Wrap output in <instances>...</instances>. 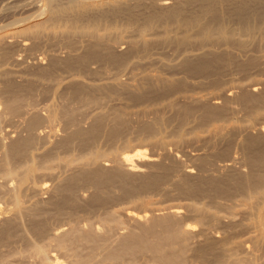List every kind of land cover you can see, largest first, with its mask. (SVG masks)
Segmentation results:
<instances>
[{
	"label": "rangeland",
	"instance_id": "obj_1",
	"mask_svg": "<svg viewBox=\"0 0 264 264\" xmlns=\"http://www.w3.org/2000/svg\"><path fill=\"white\" fill-rule=\"evenodd\" d=\"M31 1L0 0V25L48 17L50 5ZM209 1L120 0L0 43V264H165L163 252L184 264H264V183H234L252 170L264 177V160L252 167L245 149L264 137V103L242 100L264 99V0ZM172 8L180 18L146 26ZM203 24L213 25L208 35ZM211 105L217 116L205 115ZM18 140L28 143L13 157ZM96 169L124 181L97 187L87 178ZM148 225L160 254L120 250ZM166 231L173 243L158 239Z\"/></svg>",
	"mask_w": 264,
	"mask_h": 264
},
{
	"label": "bare ground",
	"instance_id": "obj_2",
	"mask_svg": "<svg viewBox=\"0 0 264 264\" xmlns=\"http://www.w3.org/2000/svg\"><path fill=\"white\" fill-rule=\"evenodd\" d=\"M14 3L13 4H15V3H17L18 2V0H12ZM114 1V2H113ZM113 1H110V0H65V3H62L61 4V0H43V4L45 5V4H47V5H50V12H49V15H48V17H44V16H41V13H37V12H35V13H33V14H30L29 16H26V17H24V18H20V19H17V20H15L14 22H12V23H9V24H7V25H0V43H6V42H8L9 40V38H13V37H16V36H19L20 34H23L24 35V33H27L28 32V34H31V35H38L40 32H42V30H44V28H45V23H47V21H49V20H53V19H56V18H58L59 16H60V14H67V13H71V12H76L77 13V15H79V14H81V13H83V12H86V10H89V9H92V8H98V7H103V6H105L106 4H115V3H117V2H120V0H113ZM185 1V0H184ZM190 1H193V0H190ZM204 1V0H203ZM209 1V0H208ZM211 2L212 1H214V0H210ZM209 1V5H211L212 3ZM216 1V0H215ZM224 1V0H223ZM223 1H222V3H223ZM227 2H228V0H226ZM226 1H224V2H226ZM29 2V1H28ZM221 2V1H220ZM231 2V1H230ZM12 3V2H11ZM214 3V2H213ZM235 3V2H234ZM239 3V2H238ZM249 3V2H248ZM205 4H207V3H205ZM242 4V3H241ZM258 5H259V3H257ZM29 5H33L34 7L36 6H38L37 5V3H36V1L35 0H33V1H31L30 3H29ZM208 5V6H209ZM243 5V4H242ZM248 5V4H247ZM261 5V4H260ZM263 5V4H262ZM213 6V5H212ZM23 7V6H22ZM44 7V6H43ZM115 7V6H114ZM113 7V8H114ZM205 7H207V5H205ZM240 7H242V6H240ZM239 7V8H240ZM257 7H260V6H257ZM24 8V7H23ZM38 9H40V8H42V7H40V6H38L37 7ZM115 8H117V7H115ZM114 8V9H115ZM208 8V7H207ZM209 8H211V7H209ZM208 8V9H209ZM217 8V7H216ZM216 8L214 7V8H212V9H215L214 11H216ZM235 8V7H234ZM244 9L245 8H247V6L246 7H243ZM248 8H251V6L250 7H248ZM247 8V9H248ZM99 9V8H98ZM97 9V10H98ZM204 9V8H203ZM203 9H202V11H203ZM210 10V9H209ZM208 10V11H209ZM241 10L243 11V9L241 8ZM93 11H94V9H93ZM116 11V10H115ZM166 11V10H165ZM208 11H206L205 13H207ZM241 11V12H242ZM248 11H249V9H248ZM79 12V13H78ZM211 12H212V10H211ZM210 12V13H211ZM251 12V11H250ZM153 13H155V12H153ZM153 13H151V14H153ZM202 13H204V11L202 12ZM213 13V12H212ZM235 13V12H234ZM244 13V12H243ZM157 14V13H156ZM208 14V13H207ZM206 14V15H207ZM217 14V13H216ZM180 15H181V10L179 9V8H172V9H170L169 11H167V12H163V14H158L156 17H153V18H151V16H150V18H151V20L149 19V21H148V23H147V25L146 26H151L152 25V23L154 22V21H157V20H159L160 18H162V19H164V20H170V19H173V18H180ZM204 15V14H203ZM236 15V14H235ZM237 15H239V14H237ZM249 15H250V13H249ZM249 15H248V17H249ZM159 16H161V17H159ZM210 16H213V15H211L210 14ZM159 17V18H158ZM199 16H197V18H198ZM215 17V14H214V16H213V18ZM221 17V16H220ZM219 16H218V18L217 19H219L220 18ZM247 17V18H248ZM261 17H263V16H261ZM197 18H196V21H198L197 20ZM240 19H243V16L242 15H240ZM249 19V18H248ZM247 19V22L249 21ZM193 20L195 21V19L193 18ZM201 20V19H200ZM189 21V20H188ZM193 21V22H194ZM239 21V20H238ZM193 22H191V20L189 21V22H187V20H186V24H192ZM202 22V21H201ZM203 23V22H202ZM215 23V22H214ZM240 23V22H239ZM245 23H246V21H245ZM145 24H146V22H145ZM144 24V25H145ZM157 24V23H156ZM194 24H196V23H194ZM198 24H200V23H198ZM241 24V23H240ZM248 25H249V23H247ZM247 24H246V27H248V28H246V29H249V26H247ZM94 25H95V23H94ZM146 26H144V27H146ZM217 27H216V29H217V32H218V36H219V40H218V42H221V43H225V42H227L228 43V38H227V36L229 35H227V30L225 31V26H224V24H223V22H218V24L216 25ZM93 27V26H92ZM212 27H213V25H209V24H203L202 26H201V31H202V34L203 35H208V33H210L211 32V29H212ZM95 28V27H94ZM73 31H75V29L73 30ZM249 31H251V30H249ZM85 32H87V31H85ZM90 34V33H89ZM144 34V33H143ZM147 34V33H146ZM91 35V34H90ZM128 36V35H127ZM138 36V35H137ZM32 37V36H31ZM116 37V36H115ZM146 37V36H145ZM17 38V37H16ZM253 38V37H252ZM144 40V39H143ZM230 40V39H229ZM217 41V40H216ZM110 42V41H109ZM144 42V41H143ZM178 42L179 43H184L185 42V39L183 38V39H181V40H178ZM217 42V43H218ZM241 42H243V41H241ZM239 43L238 45H243L244 43ZM226 45V44H225ZM113 50V49H112ZM109 52V51H108ZM112 55H110V57H111ZM115 56V55H114ZM98 57V56H97ZM223 57H225V56H223ZM109 58V57H108ZM218 60V59H217ZM81 61V60H80ZM188 61V60H187ZM190 62V61H189ZM188 62V68H190V69H192V70H195V71H201V72H205L206 71V69L209 67V65L207 64V63H205V62H197V61H195V62H197V63H189ZM185 64H187V63H185ZM176 85V84H175ZM172 86V85H171ZM78 90V89H77ZM141 95V94H140ZM250 95V94H249ZM248 95V96H249ZM134 96V95H133ZM136 96V95H135ZM243 97V99L242 100H246V101H250V102H256V103H264V99H261V98H255V97ZM259 97V96H258ZM243 102V101H242ZM205 104V103H204ZM10 106V105H9ZM11 108V107H10ZM14 108V107H13ZM47 108V107H46ZM217 107H216V105H211L210 107H208L207 109H205L204 110V112H205V115L206 116H217V109H216ZM49 109V108H48ZM47 109V110H48ZM204 109V108H203ZM186 110V109H185ZM49 111V110H48ZM53 115V114H52ZM54 117H55V115H53ZM38 120L39 119H33L32 120V123H36V122H38ZM51 120V119H50ZM49 121V120H48ZM21 122V121H20ZM24 122V121H23ZM32 125V124H31ZM97 129V127L94 129V130H96ZM115 129V128H114ZM93 130V129H92ZM91 130V131H92ZM118 130V129H117ZM115 131H116V129H115ZM94 132V131H93ZM97 132V131H96ZM90 133V132H89ZM117 133V131L116 132H114L113 134H116ZM84 134V133H83ZM93 134V133H92ZM78 135V134H77ZM82 136V135H81ZM27 143H28V141L27 140H18L15 144H13L12 145V147H11V154H12V156L13 157H16V156H19V155H21L22 153H23V151H24V148H25V146L27 145ZM256 145H261L262 146V148L264 149V137H258V136H253V137H251L246 143H245V149L249 152L248 153V158H247V161H248V163L252 166V167H256V166H258V165H260V164H262L263 163V161L262 160H264V155H262L261 154V152L260 151H262V150H254L253 149V147L254 146H256ZM129 156V155H128ZM127 161H128V158H127ZM129 161H130V159H129ZM30 167V166H29ZM32 167V166H31ZM34 167V166H33ZM33 167L31 168V169H33ZM34 170V169H33ZM107 170V169H106ZM32 171V170H31ZM34 171H32V173H33ZM29 174H31V172H29V170H26V171H24L22 174H21V179L23 180V181H26V179H27V177L29 176ZM86 174V173H85ZM85 176V175H84ZM83 176V177H84ZM89 176V175H88ZM30 177V176H29ZM78 177V176H77ZM87 177V176H86ZM124 175H122V174H119V173H111V172H106V171H103V170H101V169H96V170H94V171H92L91 172V176L90 177H87L88 179L90 178V179H93V181H95L96 180V182H97V187H98V185H100L101 184V182H103L104 183V181L105 182H107L108 181V183H109V180H114L115 178H116V180H117V178L119 179V178H121V180L120 181H124ZM128 177V176H127ZM153 177V176H152ZM76 178V177H75ZM79 178H81V176H79ZM123 178V179H122ZM155 178H157L156 176H155ZM73 179H74V177H73ZM80 180H82V179H80ZM234 180H235V182H234ZM233 180V182L235 183V186L236 187H241V188H246V189H248V188H250V187H261L262 185H263V183H264V177L262 176V175H260V174H258V173H256V172H253V170H252V172L251 173H249V174H242V175H238L235 179ZM76 181V180H75ZM75 181L74 182H72V183H75ZM78 181V180H77ZM87 181H90V180H87ZM155 181V179H152L151 178V180H147V181H142L141 182V184L138 186V187H136V188H140V187H146L147 185H149L150 183H152V182H154ZM158 181V180H157ZM212 181V180H211ZM126 182V181H125ZM213 182H215L214 180H213ZM68 184V183H67ZM71 184V183H70ZM93 184H94V182H93ZM96 184V183H95ZM105 184H107V183H104V184H102V185H105ZM124 184V183H123ZM126 184V183H125ZM153 184H155V183H153ZM211 184V183H210ZM209 184V185H210ZM223 184V183H222ZM73 185V184H72ZM75 185V184H74ZM224 185V184H223ZM68 186V185H67ZM126 186V185H125ZM69 187H70V185H69ZM69 187H68V189H69ZM100 187V186H99ZM132 187V186H131ZM129 188V189H127V192H130L131 190H134L135 189V187H132V188ZM41 188V187H40ZM64 188V187H63ZM70 188H72V187H70ZM211 188H213V187H210V189H208V191H211L212 190V192H213V189H211ZM214 188L217 190V191H221V192H223V187L221 186V183L219 182V180L217 181V182H215V186H214ZM67 188H66V190L67 191H69V190H71V189H69L68 190ZM36 191H39L40 189H39V186H38V188H36L35 189ZM215 190V191H216ZM225 190V189H224ZM41 191V190H40ZM124 191H125V188H124ZM42 192V191H41ZM126 192V191H125ZM224 192H226V191H224ZM97 198H98V196H97ZM99 199V198H98ZM94 201V200H93ZM264 206V205H263ZM257 216H258V222H257V226H258V228H259V231H258V233L259 234H257V235H260V236H264V221L262 220V217H261V215H260V212L257 214ZM264 219V218H263ZM159 224V223H158ZM157 224V225H158ZM162 226H164L165 228H164V230L165 229H168V227L171 225V222L169 221V220H165V221H162L161 223H160ZM159 224V225H160ZM155 225V224H154ZM154 225H152V226H154ZM152 228H154V227H152ZM152 228H151V225H148V226H144L142 229L144 230L143 232V234L141 235V236H135L134 237V240L133 241H128V240H125V242L123 241L120 245H121V247H120V250H121V248L124 250V252L126 253V252H131L132 250H133V252H134V248L136 247V246H138V245H141V246H148V247H151L153 250H154V252L155 253H161V247H158V245H155L154 243H156V244H158L157 242H154V241H152V242H154V243H151L149 240H148V234H152L151 232H153V230H152ZM7 229V228H6ZM9 230V229H8ZM7 230V233L9 232ZM155 231H156V229H155ZM163 231V230H162ZM160 234V233H159ZM153 235V234H152ZM256 235V237H258ZM160 238H158L160 241H162V243L163 242H169V241H172V243L175 241V238H177L176 236H175V234L173 233V232H171V233H167V231L166 232H163V233H161L160 234V236H159ZM249 237V236H248ZM255 237V238H256ZM150 238V237H149ZM254 238V237H253ZM162 239V240H161ZM258 239V238H257ZM261 239H262V237H261ZM149 241V242H148ZM123 244V245H122ZM159 245H160V243H159ZM163 245V244H162ZM151 248H149V250L151 249ZM163 248V247H162ZM116 251V250H115ZM151 251V250H150ZM111 252V251H110ZM123 252V251H122ZM123 252V254H125ZM128 252V253H129ZM121 253V252H120ZM164 256H162V255H160V257L159 258H161L162 257V259L164 260V262H165V264H184V261L180 258H178V260H175L174 261V259L172 258V257H170L169 256V254L167 255V254H165L164 252L162 253ZM171 255V254H170ZM109 256H110V254H109ZM171 256H173V254L171 255ZM111 257L112 258H118L119 257V254L118 253H111ZM157 257H158V255H157ZM161 259V260H162ZM163 264V263H162Z\"/></svg>",
	"mask_w": 264,
	"mask_h": 264
}]
</instances>
